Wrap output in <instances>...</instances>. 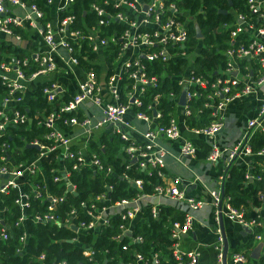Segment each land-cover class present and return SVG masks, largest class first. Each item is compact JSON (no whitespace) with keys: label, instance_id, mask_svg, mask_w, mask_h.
<instances>
[{"label":"built area","instance_id":"built-area-1","mask_svg":"<svg viewBox=\"0 0 264 264\" xmlns=\"http://www.w3.org/2000/svg\"><path fill=\"white\" fill-rule=\"evenodd\" d=\"M68 1L70 0H43L49 7V18L44 21L45 11L35 2L0 0V85L8 90V94L0 99V240L7 241L14 235L13 225L8 219L10 208L9 204L4 202V195H12V203L18 209L14 225L23 227V232L19 236L21 244L15 249L17 252L24 251L26 247L28 240L26 223L29 219L34 223L67 226L75 233L70 241L79 243L78 234L96 236L102 226L110 223L114 214H118L122 221L132 223L142 217L146 207H150V213L156 217L159 203L152 202V197L172 200L184 208L183 220L171 223V237L175 239L172 244L174 264H197L199 251L182 248L180 239L192 229V211L201 208L208 200L216 215L221 204L222 215L252 229L253 221L243 219L244 207L235 208L226 196H222L221 184L224 181V173L220 177V188L208 189L206 198L192 194L180 176L168 177L165 171L158 170L160 181L155 183L153 193H137L130 198L112 201L108 194L111 185H108L107 191L97 193L90 199L81 200L78 206L71 205L62 217L56 213V209L58 204L65 200L66 195L53 194L48 186L44 185L48 201L46 208L42 211L29 212L31 200L41 196L40 182L33 181L32 176L39 173L42 176L40 181L44 183L47 181L46 170L41 165L43 156L55 152L54 158L59 160V166L52 170L60 171L61 174L54 176V179L63 180L66 191L72 193H77L76 185L70 180V172L63 160H71L73 169L84 167L93 170L103 169V162L89 147L94 141L99 144L98 136H93V132L97 130L117 133L128 142L124 146L129 156L126 160L128 163L138 160L141 168L148 165L164 168L167 149L161 143V139L179 141V151L183 156H194L197 153L194 142L190 138L182 137L179 115L194 135L211 138L222 127V113L228 104L239 97L255 93L264 83V24L255 27L239 14L231 37H235L238 32L249 31L251 40L248 44L240 43L226 50L231 63L226 72L232 71L233 76L219 77L208 83L207 79L196 76L190 66L177 75H170L181 86V92L172 97L177 104L175 111L179 115L172 114L166 123H158L156 119L161 115L157 107L160 94H155L147 102L143 101L146 86L157 85L159 79L155 73L150 72L152 69L147 62L188 59L189 51L192 50L188 45L189 22L195 20V14L168 0H98L89 6V11L96 15V22L86 26L83 34L80 28H69L74 15L59 16V12L65 9ZM263 2L264 0H248L250 12L258 13V20H264ZM54 3L56 6L53 9ZM111 22L122 25V31L110 39L119 42V51L114 70L107 75L102 50L109 44V39L100 33V28L108 26ZM33 34L39 38L41 44L39 48L28 50L23 55L1 49L3 43L21 46V43L31 38ZM81 35L85 37L91 50L98 54V63L103 62L104 67L99 74L92 68L84 70L75 55L80 50L75 45H79ZM60 49H63L65 54H60ZM83 58L86 56L83 55ZM236 58L256 59L259 64L258 72L255 75L252 73L238 75ZM60 61H65L72 67H81L84 73V76L77 80V92L71 95L60 110L76 112L80 110L82 102L90 101L100 109L101 115L97 118L89 115H83L81 118L76 115L62 118V122L70 124L71 127L70 130H65L58 125L60 113L50 111L37 121L47 128L43 134L46 141L36 137L27 142L26 146L38 145L39 148L33 156L18 160L16 154L12 152L13 133L10 127H22L31 114L28 109L23 111L17 105L27 106V98L43 81L39 80V77L58 70ZM31 66H34V69H31ZM44 80L49 82L43 86L42 93L48 101H53L64 89L56 80ZM31 84H35V87L29 90ZM238 84L241 86H237ZM207 85L210 91L207 97L210 101L205 102L204 106L212 107L214 118L205 126L189 127L184 121L185 117L192 119L201 109L198 108L192 113L189 100L192 94L201 92V88H206ZM181 96L184 99L183 103L179 102ZM147 110H153V114H148ZM263 116L264 101L258 107L257 116L249 121V137L229 146H220L213 141L206 156L207 160L213 162L224 157L230 161L249 154L264 158V145L253 153L249 144L250 135L252 136L255 130H264V124L261 123ZM134 119L141 121L145 129L135 126ZM73 127H79L84 135L82 146L75 143ZM6 136L9 140L5 138ZM106 171H111L110 166H106ZM135 184L140 187L141 180L136 179ZM258 196L264 199V193L259 192ZM148 198L149 200L144 201ZM72 225L76 227L75 230ZM118 229L112 236L114 239L128 236L129 240H141L140 236H131L132 229L129 224L120 223ZM255 240L263 243L261 253L264 254L263 235L256 234ZM82 254L87 258L84 264H111L107 259L100 261L91 244L82 245ZM134 257V262L124 264H147L141 252L135 251ZM44 258V253L38 256V259ZM246 259L241 252H231L229 256L231 264L243 263ZM52 264L70 263L60 260ZM149 264H161L158 253L152 254V262Z\"/></svg>","mask_w":264,"mask_h":264},{"label":"trees","instance_id":"trees-1","mask_svg":"<svg viewBox=\"0 0 264 264\" xmlns=\"http://www.w3.org/2000/svg\"><path fill=\"white\" fill-rule=\"evenodd\" d=\"M29 3H37L44 11V21L49 18V7L43 0H25ZM98 0H70L64 10L59 12L60 17L74 15V20L69 24V28H80L83 34L86 26L96 22V15L89 11L92 2ZM174 1L179 7L187 8L190 13L195 14V20L189 22L188 45L191 49L197 47L198 52L189 62L187 58H180L177 61H159L147 62L152 69L150 72L158 76L157 85H147L143 94V101L147 102L155 94H160L157 107L161 115L157 117L158 123H166L170 116L176 114V102L172 100L174 95L181 92V86L170 77L184 71L190 66L196 76H201L209 81L217 78H224L227 75L233 76V72H226L230 67V59L226 50L238 44H248L251 40V32L241 31L235 37H231V31L236 27L238 21L237 15L242 14L247 23H252L255 27L264 24V20H258V13H251L248 0H168ZM225 10V11H224ZM195 23L201 29L202 37L195 35ZM85 24V25H84ZM122 31V25L111 22L108 26L100 28V33L109 39V44L102 50V54L107 67V75L113 72L116 65V58L119 51V42L110 40L115 34ZM80 50L75 55L84 70L94 69L99 74L101 65L98 63V54L91 50L85 37H79ZM1 49L13 52V54L23 55L26 51L19 45L13 46L3 43ZM83 55L86 58H83ZM189 62V63H188ZM235 64L238 68V75H255L258 72L259 64L256 59L236 58ZM34 69V66H31ZM43 80L38 84L27 100V106L17 105L21 110H29L31 117L28 118L22 127H10L13 136L14 152L16 158L24 159L33 156L37 148L26 146V143L38 137L41 141H46L43 134L47 128L38 124L37 121L43 115L50 111L60 113L61 119L58 120L65 130H70V124L63 123L62 118H70L76 115L78 118L83 116L81 110L68 112L60 110V107L66 103L71 94L62 90L53 101H48L42 93L43 86L48 83ZM206 88H201V92L192 94L189 103L192 113L198 108L200 113L194 118L185 117L184 121L189 127L205 126L209 124L214 116L212 107L204 106L205 102L210 100L207 94L210 92ZM237 86H241L238 84ZM8 94L6 87L0 85V99ZM15 95V94H14ZM216 101H214L215 103ZM152 115L153 110H147ZM8 139V137H5ZM99 144L94 141L89 147L96 153L104 164L103 169L93 170L90 168H72V161L64 159L66 169L70 172V180L76 185V192H68L65 189L63 180L55 181L54 176L60 175V171L52 170L59 166V160L54 158L51 152L41 159V165L46 170L47 181H40L42 176L37 173L32 176V180L40 182L41 196L31 200L30 211H42L46 208L48 201L45 197L44 185H47L49 191L56 195L65 194L64 201L58 204L56 213L62 217L71 205H79L81 200L90 199L97 193L107 191V186L111 185L108 194L112 201L122 198H130L137 193H153L154 185L160 181L158 170L166 171L164 168L148 165L141 168L139 161L135 160L128 163L129 157L124 146L128 142L124 141L119 134L102 132L99 137ZM9 140V139H8ZM251 151L256 153L264 145V130L257 129L249 139ZM127 163L129 166H127ZM106 166H110L111 171H106ZM223 181V193L229 200V203L235 207H244L243 219L253 221L250 237L232 252H241L246 258L250 256L252 248L256 245V234L264 233V199L259 198V192L264 193V158L256 159L251 167L248 165L237 166L230 163L225 170ZM141 180V186L135 184V180ZM165 203L159 204V211L156 217L150 213V207H146L142 217L132 223L127 220L122 221L118 214H114L108 225L102 226L100 232L91 237L90 235L78 234L79 243L70 241L75 233L67 226H57L52 223H34L30 219L27 221L28 240L24 251L17 252L15 249L21 244L19 236L23 232V227L15 226L14 222L18 215V209L12 203V195H4V202L9 204L10 213L8 219L11 221L14 229V235L7 241L0 240V264H52L60 260H66L70 264H84L87 258L82 254V245L91 244L96 257L103 261L109 260L111 264H124L134 262V252L143 254L147 264L152 262V254L158 253L159 263L174 264L172 244L175 239L171 237V223L175 220L182 221L184 218V209L177 207L173 201L165 199ZM258 207L256 210L255 208ZM262 208V209H261ZM120 223L129 224L132 231L131 236H140L141 240H129L128 236L114 239L112 236L118 232ZM44 253L43 260L38 256ZM258 264H264V254L261 253L258 258Z\"/></svg>","mask_w":264,"mask_h":264},{"label":"crops","instance_id":"crops-1","mask_svg":"<svg viewBox=\"0 0 264 264\" xmlns=\"http://www.w3.org/2000/svg\"><path fill=\"white\" fill-rule=\"evenodd\" d=\"M262 10H264V2L262 4ZM40 46L41 44L38 36L33 34L31 38L22 42L20 47L28 51L39 48ZM41 49L43 50L44 48L41 47ZM59 53L65 54V51L60 49ZM100 63H102L101 69L103 70V62L101 61ZM59 65L60 67L58 70L51 72L47 76L39 77V80H56L60 82L64 90L74 95L78 90L77 80L84 76L83 69L81 67H72L65 61H60ZM101 69L100 71H102ZM34 85L35 84L29 85V90H32L35 87ZM263 101L264 83L255 93L239 97L229 103L222 113V127L211 138L194 135L183 122V125L181 124L182 137L190 138L197 147V153L194 156L181 155L179 151V141L161 139V143L167 149L163 166L166 170V176H180L186 184L187 189L192 194L208 198L207 190L220 188L221 174L225 173L226 168L231 162L235 163L237 166L248 165L250 168L254 160L260 159L258 155L249 154L246 156H239L230 161L221 157L219 160L213 162L207 160L206 156L210 144L213 141L220 146H229L241 139L249 137V121L257 116L258 107ZM79 109L82 111L83 115H89L93 118H97L101 115L100 109L90 101L82 102ZM176 115H179V113L177 112ZM133 122L139 129H145V125L141 121L134 119ZM261 123L264 124V116L262 117ZM72 133L74 134L75 143L78 146H82L84 135L81 133V129L79 127H73ZM100 133H102V130H97L93 132V136L99 137ZM167 182L169 181L167 180ZM147 200H149V198L144 199V201ZM151 200L159 204L166 202L165 199L157 197H152ZM173 204L184 209L174 201ZM191 214L193 218L192 229L182 235L180 246L184 249H195L199 251L197 264H221L220 253L222 249V240L219 233L215 209L208 200L201 208L192 211ZM223 225L228 240L227 264H231L229 262L231 252L235 247L245 242L250 237V233L246 232L242 234L241 225L224 215ZM258 243L259 242H257L256 245ZM258 258L251 257L250 255L243 263L239 264H258Z\"/></svg>","mask_w":264,"mask_h":264},{"label":"water","instance_id":"water-1","mask_svg":"<svg viewBox=\"0 0 264 264\" xmlns=\"http://www.w3.org/2000/svg\"><path fill=\"white\" fill-rule=\"evenodd\" d=\"M225 11V10H224ZM195 35L197 38H201L202 37V33H201V29L199 27V25L196 23L195 24ZM263 41H264V36H263ZM180 103L184 102L183 96L180 97L179 99ZM30 147L33 146L35 148H39L38 145H29ZM70 189V187H68ZM221 194L222 196H224L223 193V183L221 184ZM217 221H218V228H219V233L221 235V240H222V249H221V253H220V260H221V264H227V252H228V240L225 234V229H224V225H223V215L221 212V204L218 207V214H217ZM72 228L75 230V226L72 225ZM246 232H251V229L249 227H247L246 225H241V233L244 234ZM263 243L259 242L251 251V257L254 258H258L260 256V252H261V248H262Z\"/></svg>","mask_w":264,"mask_h":264},{"label":"rangeland","instance_id":"rangeland-1","mask_svg":"<svg viewBox=\"0 0 264 264\" xmlns=\"http://www.w3.org/2000/svg\"><path fill=\"white\" fill-rule=\"evenodd\" d=\"M55 6H56L55 3L52 4V8H53V9L55 8ZM197 52H198L197 49H192V50H190V51H189V54H188V60L191 61V60L193 59L194 55H195ZM175 116H177V115L175 114ZM179 122H180V125H181V124L183 125V120H182V117H181L180 115H179Z\"/></svg>","mask_w":264,"mask_h":264}]
</instances>
